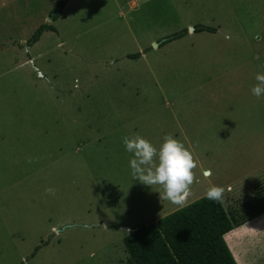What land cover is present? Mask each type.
I'll list each match as a JSON object with an SVG mask.
<instances>
[{"label":"rangeland","instance_id":"1","mask_svg":"<svg viewBox=\"0 0 264 264\" xmlns=\"http://www.w3.org/2000/svg\"><path fill=\"white\" fill-rule=\"evenodd\" d=\"M55 1L0 0V264H129L124 235L181 207L133 178V132L193 153L188 203L264 198V0ZM252 219L225 235L238 264H264Z\"/></svg>","mask_w":264,"mask_h":264},{"label":"trees","instance_id":"2","mask_svg":"<svg viewBox=\"0 0 264 264\" xmlns=\"http://www.w3.org/2000/svg\"><path fill=\"white\" fill-rule=\"evenodd\" d=\"M67 1L56 0L52 10L59 7L61 11ZM46 30L56 31L53 24L43 23L27 43L36 42ZM203 30L214 31L206 26H195L193 31ZM186 32L187 29L176 32L166 42L180 38ZM139 56V53L128 55L129 58ZM262 211L264 198L257 204L242 206L240 210H228L221 201H210L203 195L156 222H149L125 234L123 244L128 263L238 264L225 241V235Z\"/></svg>","mask_w":264,"mask_h":264},{"label":"clouds","instance_id":"3","mask_svg":"<svg viewBox=\"0 0 264 264\" xmlns=\"http://www.w3.org/2000/svg\"><path fill=\"white\" fill-rule=\"evenodd\" d=\"M255 81L251 92L260 98L264 96V73H257ZM122 142L125 150L132 154L129 163L134 179L151 187L159 185L162 189L160 199L181 207L187 205L191 186L196 180L194 169L198 167L189 148L172 134H165L158 147L138 132L122 137ZM204 174L211 175L210 172ZM45 193L55 195V189L46 187ZM223 196L224 188L214 184L205 192V198L214 202H220Z\"/></svg>","mask_w":264,"mask_h":264},{"label":"water","instance_id":"4","mask_svg":"<svg viewBox=\"0 0 264 264\" xmlns=\"http://www.w3.org/2000/svg\"><path fill=\"white\" fill-rule=\"evenodd\" d=\"M59 11H60V8H59V7H56L55 11L52 12L51 17L53 18L57 13H59ZM52 18H51V19H52ZM190 29H191V30H194L193 27H190ZM163 40H167V38H165V39H163ZM131 231H133V230H131Z\"/></svg>","mask_w":264,"mask_h":264},{"label":"crops","instance_id":"5","mask_svg":"<svg viewBox=\"0 0 264 264\" xmlns=\"http://www.w3.org/2000/svg\"><path fill=\"white\" fill-rule=\"evenodd\" d=\"M69 1V0H68ZM67 4V3H66ZM205 172V171H204ZM252 220L253 219H251V220H249V221H247V222H245L244 224H248V222H252ZM243 225V224H242Z\"/></svg>","mask_w":264,"mask_h":264}]
</instances>
